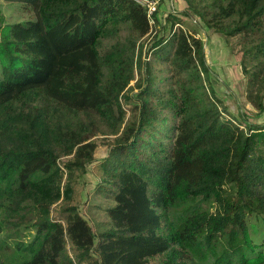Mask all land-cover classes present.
<instances>
[{
	"label": "trees",
	"instance_id": "16d2710c",
	"mask_svg": "<svg viewBox=\"0 0 264 264\" xmlns=\"http://www.w3.org/2000/svg\"><path fill=\"white\" fill-rule=\"evenodd\" d=\"M184 1L248 38L240 65L263 110L264 0ZM26 2L34 19L0 43V264H264L262 126L223 116L203 40L137 0ZM100 132L114 137L97 165L112 200L98 235L74 196Z\"/></svg>",
	"mask_w": 264,
	"mask_h": 264
},
{
	"label": "rangeland",
	"instance_id": "374dc122",
	"mask_svg": "<svg viewBox=\"0 0 264 264\" xmlns=\"http://www.w3.org/2000/svg\"><path fill=\"white\" fill-rule=\"evenodd\" d=\"M156 5L163 15L167 11H171L181 17L182 22L177 24L176 27H183L186 31L195 34L203 40L205 58L209 65V70L204 77L205 84L208 89L210 88L214 91L219 100L221 110L223 102V107L226 108L223 110V116L227 119H234L245 127L247 126L246 124L261 125L262 127L258 131H260L261 136H264V109L259 110L249 101L248 89L253 87V95L257 91L249 83V79L244 75L240 65L243 45L248 38L240 35L225 36L221 32H216L213 28H209L202 18L191 10H189V15H184V9L187 7V3L184 0H157ZM34 17L35 12L26 0H0V43H2L3 34L9 25L15 22L31 20ZM262 22L264 25V16ZM157 29H159V26L153 23L151 35L145 39V53H148L150 41H153L152 37ZM167 49L171 52L172 45L169 44ZM146 58L152 59V54H148ZM155 65L159 66L158 63ZM136 77H138V73H136ZM133 83L134 81L131 82V84ZM115 112L118 113L117 107H115ZM129 113L127 111V115ZM108 137L112 138L114 136H107L100 132L94 137L97 141L95 150L96 161L89 166L90 172L86 178L88 182L85 185L81 182L77 183L74 196V203L79 205L80 211L98 235L110 226L106 209L111 205L112 200L96 191V185L100 179L97 175V165L108 155L110 148ZM258 151L264 154V140L261 141ZM67 158L64 156L62 160L65 161ZM234 190L235 187L229 184L228 194ZM60 209L61 204L53 205V217L65 223ZM68 246L71 248L70 244Z\"/></svg>",
	"mask_w": 264,
	"mask_h": 264
},
{
	"label": "built area",
	"instance_id": "2783aa9c",
	"mask_svg": "<svg viewBox=\"0 0 264 264\" xmlns=\"http://www.w3.org/2000/svg\"><path fill=\"white\" fill-rule=\"evenodd\" d=\"M137 1H139V2L144 3V4L147 5L148 10H149V15L156 10L157 0H137ZM243 127H245V126H243Z\"/></svg>",
	"mask_w": 264,
	"mask_h": 264
}]
</instances>
